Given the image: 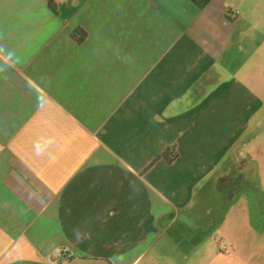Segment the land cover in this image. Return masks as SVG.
Segmentation results:
<instances>
[{
	"label": "crops",
	"instance_id": "0c3cea01",
	"mask_svg": "<svg viewBox=\"0 0 264 264\" xmlns=\"http://www.w3.org/2000/svg\"><path fill=\"white\" fill-rule=\"evenodd\" d=\"M51 1L0 0V264H264V0Z\"/></svg>",
	"mask_w": 264,
	"mask_h": 264
},
{
	"label": "trees",
	"instance_id": "16d2710c",
	"mask_svg": "<svg viewBox=\"0 0 264 264\" xmlns=\"http://www.w3.org/2000/svg\"><path fill=\"white\" fill-rule=\"evenodd\" d=\"M49 7L54 10L55 9V5L54 3L49 0ZM71 37L77 42V43H81L84 41V39L86 38V33L85 31H83L82 29H76L72 32ZM178 157V151L176 149L175 145L169 146L167 147L162 153L161 155L158 157V159L162 158L167 164H171L172 162H174ZM157 160V159H156ZM155 162V161H154ZM153 163V162H152ZM149 168V167H148ZM62 258H64L63 260L68 261L69 259H71V257L66 258L65 255L62 253Z\"/></svg>",
	"mask_w": 264,
	"mask_h": 264
},
{
	"label": "clouds",
	"instance_id": "9594fccd",
	"mask_svg": "<svg viewBox=\"0 0 264 264\" xmlns=\"http://www.w3.org/2000/svg\"><path fill=\"white\" fill-rule=\"evenodd\" d=\"M0 51H3V49H0ZM7 60L11 61L12 63L16 62V57L15 54L12 52L7 53ZM6 63H0V72H4L6 68ZM45 101L41 98L40 95L37 96V104L38 105H43ZM54 143V139L49 137L44 139L43 144L44 145H52ZM34 150L37 155H40L44 152V147L42 146L41 140H38L34 144Z\"/></svg>",
	"mask_w": 264,
	"mask_h": 264
},
{
	"label": "rangeland",
	"instance_id": "374dc122",
	"mask_svg": "<svg viewBox=\"0 0 264 264\" xmlns=\"http://www.w3.org/2000/svg\"><path fill=\"white\" fill-rule=\"evenodd\" d=\"M262 130H264V127L262 128ZM247 151L248 152H252V154H255L256 152L258 153V155L264 154V137L263 138L256 139V140H253L248 145ZM247 179H250V177L248 176ZM245 194H246L245 195V198H247V200L250 199V197L252 196V193L249 192V191H246Z\"/></svg>",
	"mask_w": 264,
	"mask_h": 264
},
{
	"label": "built area",
	"instance_id": "2783aa9c",
	"mask_svg": "<svg viewBox=\"0 0 264 264\" xmlns=\"http://www.w3.org/2000/svg\"><path fill=\"white\" fill-rule=\"evenodd\" d=\"M231 12H234V11L231 9ZM51 263H52V264H59V262L57 261V259H55V260H51Z\"/></svg>",
	"mask_w": 264,
	"mask_h": 264
}]
</instances>
